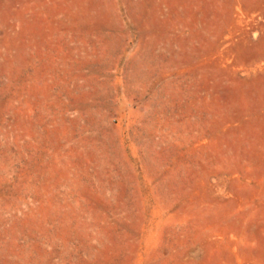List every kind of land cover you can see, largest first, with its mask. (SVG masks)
I'll list each match as a JSON object with an SVG mask.
<instances>
[{"label":"rangeland","instance_id":"obj_1","mask_svg":"<svg viewBox=\"0 0 264 264\" xmlns=\"http://www.w3.org/2000/svg\"><path fill=\"white\" fill-rule=\"evenodd\" d=\"M0 264H264V0H0Z\"/></svg>","mask_w":264,"mask_h":264}]
</instances>
